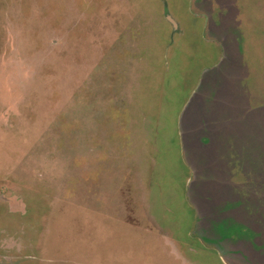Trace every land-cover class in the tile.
Returning a JSON list of instances; mask_svg holds the SVG:
<instances>
[{
    "label": "rangeland",
    "instance_id": "rangeland-1",
    "mask_svg": "<svg viewBox=\"0 0 264 264\" xmlns=\"http://www.w3.org/2000/svg\"><path fill=\"white\" fill-rule=\"evenodd\" d=\"M0 264H264V0H0Z\"/></svg>",
    "mask_w": 264,
    "mask_h": 264
},
{
    "label": "water",
    "instance_id": "water-1",
    "mask_svg": "<svg viewBox=\"0 0 264 264\" xmlns=\"http://www.w3.org/2000/svg\"><path fill=\"white\" fill-rule=\"evenodd\" d=\"M172 23H174V25L177 27V24L172 20Z\"/></svg>",
    "mask_w": 264,
    "mask_h": 264
}]
</instances>
